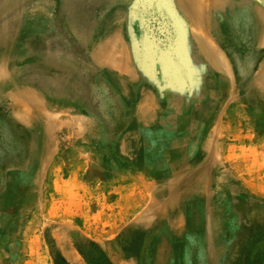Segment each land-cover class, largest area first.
I'll use <instances>...</instances> for the list:
<instances>
[{
  "label": "rangeland",
  "instance_id": "374dc122",
  "mask_svg": "<svg viewBox=\"0 0 264 264\" xmlns=\"http://www.w3.org/2000/svg\"><path fill=\"white\" fill-rule=\"evenodd\" d=\"M0 232V264H264V0H0Z\"/></svg>",
  "mask_w": 264,
  "mask_h": 264
},
{
  "label": "bare ground",
  "instance_id": "6f19581e",
  "mask_svg": "<svg viewBox=\"0 0 264 264\" xmlns=\"http://www.w3.org/2000/svg\"><path fill=\"white\" fill-rule=\"evenodd\" d=\"M69 12V11H68ZM198 14V13H197ZM240 15V14H239ZM199 17V15L198 16H193V20H195L196 18H198ZM70 19V18H69ZM94 19V18H93ZM197 39H199V47H200V49H201V52L203 53V54H205V56H206V58H207V60L209 61V63L211 64V66H212V68L217 72V73H219V74H221L222 76H224L225 77V80L227 81V80H229L228 79V76H231V74H230V69H229V65H228V63L222 58V56H221V54L220 53H217V51H212L210 48H209V42H208V40L204 37V35L202 34V33H200L199 32V34H198V36L196 37ZM197 44V43H196ZM213 48V47H212ZM197 49V48H196ZM213 50H215V49H213ZM197 52H198V50H197ZM49 63V62H48ZM168 66V65H167ZM214 72V71H213ZM189 77V76H188ZM219 77H220V75H219ZM189 79V78H188ZM253 82V81H252ZM51 83V82H50ZM61 83V82H60ZM221 83V82H220ZM219 84V83H218ZM184 85V84H183ZM183 85H181V86H183ZM51 86V85H50ZM56 86H57V84H56ZM201 86V85H200ZM224 87H225V85H224ZM180 88V87H179ZM187 88V87H186ZM253 88H255V85L253 86ZM189 89V88H188ZM85 90V89H84ZM84 92V91H83ZM175 92V91H174ZM202 92V91H201ZM200 92V93H201ZM230 92V91H229ZM262 92V91H261ZM231 94V93H230ZM232 95V94H231ZM234 95V94H233ZM171 96V95H170ZM253 96V95H252ZM255 96V95H254ZM263 96V95H262ZM184 97V96H183ZM231 97V96H230ZM180 98V97H179ZM179 98H178V100H179ZM185 98V97H184ZM258 98V97H257ZM170 99V98H169ZM173 99V98H172ZM176 99V98H175ZM168 100V99H167ZM177 100V101H178ZM221 100V99H220ZM244 100V99H243ZM249 100V99H248ZM169 101V100H168ZM167 101V102H168ZM171 101V100H170ZM190 101V100H189ZM230 101V100H229ZM246 101V100H245ZM179 102V101H178ZM218 102V101H217ZM177 103V102H176ZM216 103V102H215ZM228 103V102H227ZM245 103V102H244ZM217 104V103H216ZM259 104V103H258ZM197 105H198V103H197ZM215 105V104H214ZM213 105V106H214ZM136 106H137V104H136ZM168 106H170V105H168ZM172 106H174V105H172ZM190 106V105H189ZM201 106H203V105H201ZM176 107V106H175ZM254 107V106H253ZM182 108V107H181ZM188 108V107H187ZM213 108V107H212ZM205 109V108H204ZM255 109V108H254ZM178 110H179V108H178ZM221 110H222V108H221ZM212 111V110H211ZM222 114V113H221ZM139 117V116H138ZM201 117V116H200ZM151 118V117H150ZM210 118V117H209ZM141 119V118H140ZM152 119V118H151ZM202 119V118H201ZM136 120V119H135ZM188 122V121H187ZM204 122V121H203ZM201 123H202V121H201ZM132 125V124H131ZM139 125V124H138ZM177 125V124H176ZM178 125H179V123H178ZM136 127V126H135ZM178 127V126H177ZM130 128V127H129ZM186 128V127H185ZM137 128H135V130H136ZM92 131V130H91ZM199 131V130H198ZM140 132H142V131H140ZM172 132V131H171ZM158 133V132H157ZM163 133V132H162ZM166 133V132H165ZM179 133V132H178ZM170 134V133H169ZM187 134V133H186ZM200 134V133H199ZM208 134V133H207ZM178 135V134H177ZM180 135V134H179ZM185 135V134H184ZM166 136V135H165ZM120 137V136H119ZM154 137V136H153ZM181 137V136H180ZM200 137V136H199ZM157 138V137H156ZM159 138V137H158ZM165 139V138H164ZM201 139V138H200ZM200 139H198V140H200ZM157 140V139H156ZM155 140V141H156ZM204 141V140H203ZM120 142V141H119ZM164 142V141H163ZM162 142V143H163ZM205 142V141H204ZM203 142V143H204ZM155 143V142H154ZM181 143V142H180ZM200 143V142H199ZM213 143H214V141H213ZM212 143V144H213ZM159 144V143H158ZM117 145V144H116ZM164 145V144H163ZM199 145V144H198ZM132 146V145H131ZM161 146V145H160ZM117 147V146H116ZM159 147V146H158ZM156 148V147H155ZM115 149V148H114ZM160 149V148H159ZM158 149V150H159ZM163 149H165V147L163 148ZM148 150V149H147ZM162 151V150H161ZM160 151V152H161ZM179 151V150H178ZM142 152V151H141ZM140 152V153H141ZM146 152V151H145ZM164 152V151H163ZM205 152V151H204ZM216 152V151H215ZM32 159L30 160V163H34L35 162V160H36V156L38 155V152H37V149H36V146L34 147V149L32 150ZM118 153V152H117ZM116 153V154H117ZM135 153V152H134ZM139 153V154H140ZM198 153V152H197ZM182 154V153H181ZM210 154V153H209ZM124 155V154H123ZM172 156V155H171ZM179 156H181V155H179ZM186 156V155H185ZM184 157V156H183ZM198 157V156H197ZM202 157V156H201ZM211 157V156H210ZM136 158V157H135ZM215 158V157H214ZM213 158V159H214ZM72 159V158H71ZM139 159V158H138ZM181 159V158H180ZM179 159V160H180ZM186 159V158H185ZM160 160V159H159ZM209 160H210V158H209ZM216 160V159H215ZM42 161V160H41ZM136 161V160H135ZM139 161V160H138ZM165 161V160H164ZM187 161V160H186ZM198 161V160H197ZM39 162V161H38ZM194 162H196V161H194ZM203 162V161H202ZM124 163V162H123ZM183 163V162H182ZM186 163V162H185ZM188 163V162H187ZM210 163V162H209ZM129 164V163H128ZM157 164H159L158 162H157ZM168 164V163H167ZM181 164V163H180ZM195 164V163H194ZM182 165H184V164H182ZM182 165H181V167H182ZM214 165H215V163H214ZM221 165V164H220ZM188 166V165H187ZM186 166V167H187ZM105 167V166H104ZM133 167V166H132ZM175 167V166H174ZM104 169H106V168H104ZM183 169V168H182ZM187 169H188V167H187ZM171 170V169H170ZM170 172V171H169ZM193 172V171H192ZM222 172V171H221ZM220 172V173H221ZM156 173V172H155ZM157 173H160L159 171L157 172ZM184 173V172H183ZM189 173H191L190 171H189ZM188 173V174H189ZM225 173V172H224ZM223 173V174H224ZM170 175V174H169ZM168 175V176H169ZM213 175V174H212ZM164 176V175H163ZM167 176V175H166ZM171 176H172V174H171ZM222 176H224V175H222ZM14 177H16V176H14ZM159 177V176H158ZM216 177V176H215ZM167 178V177H166ZM156 179H158V178H156ZM162 179V178H161ZM165 179V178H164ZM206 179H207V177H206ZM226 179V178H225ZM222 181V180H221ZM217 182V181H216ZM226 182V181H225ZM207 185V184H206ZM163 186V185H162ZM224 191V190H223ZM210 192V191H209ZM214 192V191H213ZM188 193V192H187ZM192 193V192H191ZM196 194V193H195ZM194 194V195H195ZM207 194V193H206ZM206 194H205V196H206ZM220 194V193H219ZM192 196V195H191ZM190 196V197H191ZM214 197V196H213ZM219 197V196H218ZM217 197V198H218ZM198 198V197H197ZM201 199H203V198H201ZM23 200V199H22ZM200 201V200H199ZM212 201V200H211ZM213 202V201H212ZM220 202V201H219ZM225 202V201H224ZM20 203V202H19ZM25 203V202H24ZM182 203V202H181ZM191 203V202H190ZM205 203V202H204ZM218 203V202H217ZM167 204V203H166ZM186 205V204H185ZM184 206V205H183ZM190 206V205H189ZM207 206V205H206ZM226 206V205H225ZM222 207V206H221ZM168 208V207H167ZM192 208V207H191ZM218 208H219V206H218ZM227 208V207H226ZM169 209V208H168ZM182 209V208H181ZM201 209V208H200ZM207 209V208H206ZM217 209V208H216ZM171 210V209H170ZM224 210V209H223ZM19 211V210H18ZM182 211V210H181ZM211 211H213V210H211ZM185 212V211H184ZM183 212V213H184ZM18 213V212H17ZM202 213H203V211H202ZM221 215H223V214H221ZM19 216V215H18ZM218 217V216H217ZM16 218H18V217H16ZM166 218V217H165ZM213 218V217H212ZM194 219V218H193ZM207 219V218H206ZM227 219V218H226ZM185 220V219H184ZM188 220V219H187ZM192 220V219H191ZM220 220V219H219ZM223 219H221V221H222ZM200 221V220H199ZM206 221V220H205ZM204 221V222H205ZM227 220H225V222H226ZM188 222V221H187ZM211 222V221H210ZM224 222V223H225ZM209 223V222H208ZM234 223V222H233ZM195 224H196V221H195ZM225 225V224H224ZM15 226V225H14ZM162 226V225H161ZM189 226V225H188ZM192 226V225H191ZM212 227V226H211ZM2 228V227H1ZM4 228V227H3ZM160 228V227H159ZM193 228V227H192ZM207 228V227H206ZM223 228V227H222ZM221 228V229H222ZM164 229V231H165V228H163ZM213 229V228H212ZM220 229V230H221ZM230 230H233V229H231L230 228ZM168 231V230H167ZM189 231V230H188ZM195 231V230H194ZM204 231V230H203ZM225 231V230H224ZM2 232V231H1ZM0 232V233H1ZM222 232V231H221ZM159 233V232H158ZM178 233V232H177ZM195 233V232H194ZM213 233H215V232H213ZM219 233V232H218ZM227 233V232H226ZM166 234V233H165ZM168 234V233H167ZM191 234H193V233H191ZM190 234V235H191ZM216 234V233H215ZM233 234H235V233H233ZM227 235H228V233H227ZM219 236V235H218ZM160 237V236H159ZM170 237V236H169ZM213 237V236H212ZM173 238V237H172ZM231 238V237H230ZM182 239H183V237H182ZM208 239V238H207ZM214 240V239H213ZM175 241V240H174ZM183 241V240H182ZM195 241V240H194ZM174 243V242H173ZM203 243V242H202ZM216 243V242H215ZM175 245V244H174ZM181 245V244H180ZM215 245V244H214ZM139 246V245H138ZM189 246V245H188ZM219 246V245H218ZM135 247V246H134ZM206 247V246H205ZM174 248H175V246H174ZM140 250V249H139ZM190 250V249H189ZM133 251H134V249H133ZM176 251H177V249H176ZM172 252V251H171ZM207 254H208V252H207ZM205 256V255H204ZM215 256V255H214ZM171 258H172V256H170ZM179 258H181V257H179ZM190 258H191V256H190ZM179 261H180V259H179ZM171 264H172V262H171ZM214 264V263H213Z\"/></svg>",
  "mask_w": 264,
  "mask_h": 264
},
{
  "label": "trees",
  "instance_id": "16d2710c",
  "mask_svg": "<svg viewBox=\"0 0 264 264\" xmlns=\"http://www.w3.org/2000/svg\"><path fill=\"white\" fill-rule=\"evenodd\" d=\"M59 264H66V263H64L63 261H61Z\"/></svg>",
  "mask_w": 264,
  "mask_h": 264
},
{
  "label": "crops",
  "instance_id": "0c3cea01",
  "mask_svg": "<svg viewBox=\"0 0 264 264\" xmlns=\"http://www.w3.org/2000/svg\"><path fill=\"white\" fill-rule=\"evenodd\" d=\"M75 264H79L77 261L74 262ZM68 264V263H67Z\"/></svg>",
  "mask_w": 264,
  "mask_h": 264
}]
</instances>
